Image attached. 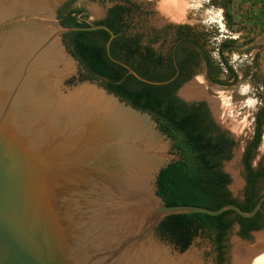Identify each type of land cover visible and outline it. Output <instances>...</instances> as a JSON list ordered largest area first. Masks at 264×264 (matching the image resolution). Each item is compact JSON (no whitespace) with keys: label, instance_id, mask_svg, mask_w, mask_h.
Wrapping results in <instances>:
<instances>
[{"label":"water","instance_id":"1","mask_svg":"<svg viewBox=\"0 0 264 264\" xmlns=\"http://www.w3.org/2000/svg\"><path fill=\"white\" fill-rule=\"evenodd\" d=\"M71 1L0 0V264H217L209 234L200 232L183 251L158 233L159 225L194 213L232 211L250 219L263 210L264 193L251 212L236 204L219 210L166 205L157 194L158 176L180 157L152 114L82 76L84 66L63 36L115 34L105 25L63 26L59 12ZM125 1L139 6L130 17L136 33L144 31L141 16L158 32L183 25L210 55L195 20L196 0H74L73 7L84 11L81 21L94 24ZM164 38L152 44L155 51L163 50ZM132 73L150 85L166 84ZM197 73L178 96L207 101L216 121L241 136L250 126L245 101H233L235 89L211 90L202 63ZM250 133L224 165L238 200ZM224 246L222 264H264V230L244 238L235 223Z\"/></svg>","mask_w":264,"mask_h":264},{"label":"trees","instance_id":"2","mask_svg":"<svg viewBox=\"0 0 264 264\" xmlns=\"http://www.w3.org/2000/svg\"><path fill=\"white\" fill-rule=\"evenodd\" d=\"M64 12V9L59 12V20L63 26H90L86 21L80 20L84 14L82 9ZM113 13L120 16L123 9L117 7ZM227 21L232 22L231 16H228ZM106 23L113 26L110 22ZM67 37L74 47V54L94 78L104 80L111 92L121 96L135 108L152 114L159 125V130L172 140L173 152L180 157V160L163 169L157 180V194L166 205L219 210L225 205L236 204L227 190L231 182L230 178L221 170L222 161L232 158L231 150L235 143L223 135L212 136V125H208L206 113H194L185 105H176L173 99L166 97V91L162 86L138 82L133 75H126L124 67L111 63L106 57L105 43L100 40L109 37L107 32L74 31L67 34ZM233 44V42L223 43L220 55L224 65L235 76V71L228 65L224 55L226 51L234 49ZM147 80L158 83L166 81L165 78L153 77ZM263 126L262 112L258 118L255 140L248 148V155L244 160L248 169H251L253 155L261 143ZM259 177L264 178V170L252 175L250 188L254 187L255 178ZM250 191V202L238 205L244 212H251L262 196L253 189ZM257 195L256 202L253 203ZM259 216L261 212L253 218L245 219L232 211H225L219 216L202 213L173 215L161 222L158 233L166 236L183 251L191 245L200 232L209 234L219 253L217 264H222L224 241L228 231L238 223L241 226V236L248 238L251 231L260 229L256 221Z\"/></svg>","mask_w":264,"mask_h":264},{"label":"flooded vegetation","instance_id":"3","mask_svg":"<svg viewBox=\"0 0 264 264\" xmlns=\"http://www.w3.org/2000/svg\"><path fill=\"white\" fill-rule=\"evenodd\" d=\"M73 2L74 0L67 3L62 8V10L64 9L65 12H67L71 9H75L73 7ZM117 7L123 9V13L120 16H116L113 13V10ZM133 11L139 12L140 11L139 6L136 4H132L129 1H125L124 5L116 4L112 6L106 11L102 19L95 21L94 24H90V26L105 25L109 27L115 34V37L111 38V35L108 31L104 29H98L107 32L109 35V37L105 40L100 39L101 42L103 41L102 42L103 44L105 43L107 59L113 64L124 67L126 70V75L128 74L133 75L138 82H143V81L139 80L138 77L132 73V71H134L139 77L145 80L151 77L165 78L166 81L162 83H166V84L162 85V87L166 91L167 98L173 99L175 104L178 106L185 105L186 107L190 108V110L194 113L195 112L206 113L207 123L208 125H212V129H213L212 136L217 137L219 135H223L226 139L235 143V145L232 147L231 150L232 158L230 160L222 161V167H221V170L229 176L230 181L232 179V176L230 172H228L225 169L224 165L233 159L234 157L233 152L237 146L238 141L242 137H244L247 134V132H251L248 136H246L247 145L243 150V156H242L243 180L245 181V185L240 190L239 200L234 197L233 191L229 188V186H231L232 184L231 182L227 186V190L231 194V197L235 199L237 206L245 205L250 202V192H251L250 189H253L254 192L255 191L258 192L259 196L261 195L263 196L264 190L261 191L260 186L262 182H264V178L262 177L255 178L254 187L250 188V186L252 182V175H256L264 170V162L260 166L255 167L253 166L251 161V169H248L244 162L246 156L248 155V148L255 140L257 134L258 118L262 112L264 119L263 102L262 104L260 103L259 108L252 110L253 113H251L252 114L251 120L249 118V120L251 121L250 126L244 129L241 136L235 137L230 130L225 129L221 124H219L216 121L212 109L207 101L202 100V101L187 102L186 100L178 96V92L185 84L193 81L196 77H199L197 71H198V67L200 66V63H202L204 65V70H205L204 78L208 82L211 90L214 88L220 90L235 89L236 95L238 96L242 95L247 97L248 94H243L241 92V90L244 88L243 86L241 88L235 86L239 84L242 78L239 72H237V70H235V68L229 62L228 65L232 67V69L235 71L236 74L235 76L230 73V71L224 65L223 62H221L220 64H216L215 62H213L209 53L206 50H204L203 47L201 46L198 37L195 36L192 33V31H190L186 26L175 25V27L171 30L164 27L167 25L166 24L163 25L164 28L160 29L158 32V28L153 23H151L149 17L141 16L142 17L141 22H143L142 27L144 28V31L142 33L140 32L136 33L135 31L136 28L132 25L130 19ZM106 22H110V24H112L113 26L107 24ZM160 34L161 35L164 34L165 38H164V44L162 45L163 50L161 52H157L152 48V44L160 39ZM63 39L66 45L68 46V48L73 53V55L78 59V57L73 52L74 47L71 44V40L67 37V34L63 36ZM108 44H109V53L111 57L114 59V61L110 58L108 54V48H107ZM84 69L86 75L81 74L82 76H86V78L88 79H96L100 81V83L108 89L104 80L94 78L87 71L85 66ZM248 88L250 91L249 86ZM235 93H234L233 101L235 103H239L243 99L236 100ZM245 100L247 99L245 98L244 101ZM263 137H264V126L262 130L261 142L263 141ZM258 195L254 199L253 203L256 202ZM260 212H261V216L257 217L256 220L257 224L260 226V229L256 231L264 230V203H263V210ZM238 225L240 226V224ZM240 231H241V226H240ZM252 232L254 231H251L250 235Z\"/></svg>","mask_w":264,"mask_h":264},{"label":"rangeland","instance_id":"4","mask_svg":"<svg viewBox=\"0 0 264 264\" xmlns=\"http://www.w3.org/2000/svg\"><path fill=\"white\" fill-rule=\"evenodd\" d=\"M193 12L210 55L217 64L222 62L221 45L234 43V49L224 55L242 76L235 86H243L241 92L248 94L240 97L247 99L245 103L251 120L252 110L259 108L260 103L264 104V0H200L194 5ZM228 16L232 18L231 23L227 21ZM248 101L254 104L248 105ZM262 143L253 155L255 167L264 162Z\"/></svg>","mask_w":264,"mask_h":264},{"label":"bare ground","instance_id":"5","mask_svg":"<svg viewBox=\"0 0 264 264\" xmlns=\"http://www.w3.org/2000/svg\"><path fill=\"white\" fill-rule=\"evenodd\" d=\"M200 0H196L195 4H198ZM194 4V5H195ZM244 92H247V89L244 90ZM254 102L253 101H248V105H253ZM262 150H264V139H263V143H262Z\"/></svg>","mask_w":264,"mask_h":264}]
</instances>
